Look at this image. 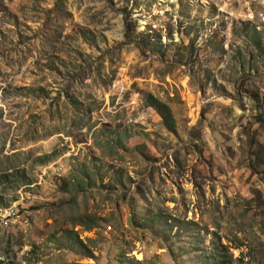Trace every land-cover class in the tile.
Listing matches in <instances>:
<instances>
[{"label": "rangeland", "instance_id": "374dc122", "mask_svg": "<svg viewBox=\"0 0 264 264\" xmlns=\"http://www.w3.org/2000/svg\"><path fill=\"white\" fill-rule=\"evenodd\" d=\"M10 215L0 264H264V0H0Z\"/></svg>", "mask_w": 264, "mask_h": 264}, {"label": "built area", "instance_id": "2783aa9c", "mask_svg": "<svg viewBox=\"0 0 264 264\" xmlns=\"http://www.w3.org/2000/svg\"><path fill=\"white\" fill-rule=\"evenodd\" d=\"M10 219H12V215H10L7 219H0V221H10Z\"/></svg>", "mask_w": 264, "mask_h": 264}, {"label": "trees", "instance_id": "16d2710c", "mask_svg": "<svg viewBox=\"0 0 264 264\" xmlns=\"http://www.w3.org/2000/svg\"><path fill=\"white\" fill-rule=\"evenodd\" d=\"M90 228V227H89Z\"/></svg>", "mask_w": 264, "mask_h": 264}]
</instances>
